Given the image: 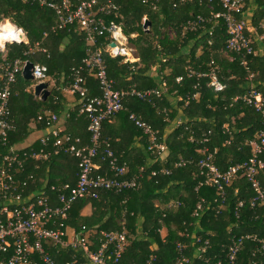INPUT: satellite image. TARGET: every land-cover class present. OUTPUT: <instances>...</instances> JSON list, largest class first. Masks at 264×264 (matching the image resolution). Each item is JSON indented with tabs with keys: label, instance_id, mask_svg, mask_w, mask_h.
Instances as JSON below:
<instances>
[{
	"label": "trees",
	"instance_id": "16d2710c",
	"mask_svg": "<svg viewBox=\"0 0 264 264\" xmlns=\"http://www.w3.org/2000/svg\"><path fill=\"white\" fill-rule=\"evenodd\" d=\"M114 2L118 6L116 15L100 16L106 23L114 20L123 26L129 39L128 47L134 49L138 61L129 63L121 56L112 57L106 51L110 38H99L98 45L103 46L109 77L118 90L156 88L161 89L162 95L153 98V103L138 98L128 99L127 110L120 112L125 121L132 124L127 127L131 135L142 138L144 148L136 153L135 161H127L126 155H121L122 158L115 152L119 162L128 168L126 177H139L138 187L120 193L105 192L98 200L78 201L70 211L66 225L77 233H92L90 241L94 243L91 246L93 249L101 242L102 231H122L124 227L129 248L121 264H146L153 257H156L155 264H177L178 243L186 246L185 255L191 264L225 262L227 246L234 237L257 234L264 239V205L256 208L245 205L240 210V218H236L238 202L254 194L251 185L242 178L226 185L225 198L219 201L222 205L217 203L216 188L199 187L204 180L198 165L203 156L199 149L208 146L214 153L215 163L224 170L249 158L251 150L248 142L256 139L264 127L259 113L242 101H234L237 96L245 94L252 83L257 84L264 94V29L261 27L264 23V0H245L243 8L245 14L247 7L253 3L256 5L255 14L249 22L251 25L246 22L245 27V33L253 39L255 53L251 55L226 48V25L222 19L214 17L215 13L222 11L217 1L212 3L213 9L206 0L189 3H180L179 0ZM199 16L205 20L198 21ZM145 17L150 22L147 29L144 27ZM241 17L239 14L237 19L242 20ZM4 19L22 28L29 43L8 44L5 50L0 49V67L5 69L18 58L41 63L48 67L49 76L59 81L63 79V88L70 87L72 69L83 63L89 50L86 35L79 25L53 31L57 23L55 11L31 0H0V23ZM191 21L197 24L193 27L189 24ZM251 27L259 34L258 38L254 34L256 32L250 30ZM37 43L47 52L36 51L26 56L25 52ZM244 59L248 62L247 66L243 64ZM214 67H218L217 73L226 85L223 92L214 90L210 77L200 76ZM155 68L162 76L160 81L151 76ZM190 70H194L195 74L190 75ZM250 73L254 74L252 80L248 78ZM4 74L5 71L0 70V90L5 81ZM86 77L90 96L100 95L95 77L89 73ZM178 77H183L180 83L177 82ZM164 82L170 87L168 92L162 88ZM34 84L20 73L13 85L10 109L16 129L9 133L7 142L0 133V167L6 164L4 157L15 150L23 161V168L15 166L10 171L16 177L18 188L12 196L21 195L23 200L32 198L34 201L48 197L51 205H57L58 189L66 184L73 187L77 183L78 160L62 152L55 154V139L52 136L45 148L52 152L48 160L30 157L34 151L43 148L39 141L35 146H15L28 137L29 121L37 119L40 111L46 109L60 114L57 98L62 91L55 87L51 96L42 101L34 95L33 89L28 91ZM58 86L61 84L58 83ZM170 97L176 100L177 108L173 109ZM164 106L171 113L163 111ZM75 111L71 117L77 114ZM131 112L153 128L158 141L166 146L164 153L159 155L147 149L149 138L131 122ZM178 116H183L182 122L167 133ZM41 123L45 125L46 121ZM85 140L88 142V137ZM204 140L207 142L203 143ZM181 158L186 165L176 167ZM58 160L66 165L63 176L61 170H54L52 166ZM106 169L103 163L101 172L106 173ZM164 169L170 173H162ZM261 178L264 180V172ZM159 199L161 207H156L154 200ZM202 199L204 203H200ZM178 203L181 205L177 206ZM199 203L201 209H198ZM89 204L92 213L83 216L82 211ZM165 228L168 233L163 238L161 230ZM198 237L202 242H197ZM205 241H209V245L202 252ZM47 248L55 259L62 262L84 259L80 248ZM35 262L43 264L38 258ZM238 264H264V246L247 241L239 254Z\"/></svg>",
	"mask_w": 264,
	"mask_h": 264
},
{
	"label": "built area",
	"instance_id": "2783aa9c",
	"mask_svg": "<svg viewBox=\"0 0 264 264\" xmlns=\"http://www.w3.org/2000/svg\"><path fill=\"white\" fill-rule=\"evenodd\" d=\"M41 6L53 9L57 15V23L53 31L62 30L79 25L81 31L86 35V41L89 45L88 55L83 63L72 69L70 90L75 95H79L78 113L84 115L88 121L87 132L88 142L82 137H72L62 135L59 129H53L52 132L41 138V148L38 152L34 151L30 157L37 160H48L52 152L45 150L48 147L50 137L55 141L53 143V152L55 154L65 153L78 160V180L77 183L70 187L66 184L62 189H58V204L51 205L48 197H42L37 200L28 198L23 200L21 195L12 196L14 191H18L16 177L10 174V171L18 166L23 168V161L18 153L13 150L12 154L4 157L5 166L0 167V264H36L35 258H38L43 264H121V260L129 248V241L126 230L122 231H102L100 233L101 242L95 249L91 248L94 243L90 241L92 233H77L72 229L73 239L68 237L69 227L66 221L69 213L78 201L98 200L105 192L120 193L129 189L138 187L137 178H127L128 168L121 164L112 149L109 141L104 137V124L121 111H126V101L131 98H138L148 103H153V98H159L162 95L161 89L151 88L148 90H139L131 87L127 90H118L115 88L113 79L108 75L107 66L103 57V46L98 45V39L108 36L110 45L107 52L112 57L121 56L125 62L133 63L134 49L128 47L129 39L124 34L121 24L114 20L106 23L105 19L100 16H111L117 13L118 6L114 0H31ZM147 2L148 0H143ZM157 1V0H155ZM195 0H179L180 3L194 2ZM210 3H217L222 7V11L214 14L216 19H222L226 25L228 39L226 48L234 52L251 55L254 52L253 39L245 33L246 22L243 8L245 0H206ZM242 15L238 20L237 16ZM202 16L198 21H204ZM191 26L197 24L196 21L189 22ZM11 27V32L6 33L5 28ZM264 29V23L261 26ZM23 35V38H21ZM48 35V33L46 34ZM3 36V38L1 37ZM0 39L3 44L1 50H5L8 44L29 43L26 32L14 25L9 19H4L0 23ZM115 43V46H111ZM46 53L47 50L42 48L39 43L25 55L34 54L35 52ZM27 62L22 59H16L11 65L4 70V84L0 90V133L5 142H7L9 133L16 129L13 120H11L10 100L13 85L17 81L18 75L23 73ZM33 76L36 82L44 81L48 76V67L41 63H33ZM243 64L247 66L248 62L244 59ZM190 75L195 71L190 70ZM218 67L212 68L205 75L210 77V85L217 92H223L226 85L220 79ZM86 73L91 74L98 81L101 94L90 96L87 87ZM250 80L254 79V74L250 73ZM183 77H178L180 83ZM244 102L248 107L254 109L260 114L264 126V94L252 83L249 90L237 96L234 100ZM129 119L140 128L149 138L148 150L152 153L161 155L166 151V146L158 141V136L153 128L144 122L136 113L131 112ZM39 122L46 121L47 126H55L59 117L55 114L40 115ZM207 141L204 140L203 143ZM229 143V141H226ZM251 153L249 158L235 165L222 170L214 159V153L208 146L200 147L199 151L203 155L198 165L203 176V182L200 186L206 185L218 190L217 203L225 198V186L234 179H245L252 187L254 194L240 200L236 207L235 216L240 218V210L245 205L256 208L264 205V180L261 178L264 172V127L256 139L248 142ZM29 157V156H28ZM27 159V158H25ZM106 164L107 172L102 173V164ZM186 165L184 159L176 163V167ZM162 173L169 174L167 169ZM157 175V172H153ZM198 187V188H199ZM202 199L200 203H204ZM199 203L198 209H201ZM222 205V202H219ZM181 204L178 203L177 206ZM52 226V227H51ZM54 226V227H53ZM71 230V229H70ZM255 241L264 246V239L257 234H245L234 237L232 242L227 246L226 260H219L213 264H238V257L247 241ZM200 243L201 237L197 238ZM209 241L204 242L202 252H205ZM61 246L80 248L84 259L70 261H59L55 259L47 247ZM186 246L182 243L177 244V264H191L185 255ZM59 255V251H56ZM156 257L148 259L146 264H155ZM207 263L209 262L206 260Z\"/></svg>",
	"mask_w": 264,
	"mask_h": 264
},
{
	"label": "crops",
	"instance_id": "0c3cea01",
	"mask_svg": "<svg viewBox=\"0 0 264 264\" xmlns=\"http://www.w3.org/2000/svg\"><path fill=\"white\" fill-rule=\"evenodd\" d=\"M255 10H256V5L255 3H253L248 7L247 10L248 13L245 12L244 15L245 20L249 22V18H250L251 21V17H253V15L255 14ZM250 30L254 31L255 28L251 27ZM258 36L259 34L257 33L256 37L258 38ZM134 59H135L134 62L138 61V58L135 55H134ZM159 75H160L159 70L155 68L151 76L160 81L162 76ZM44 82H47L49 85L48 89L50 91V96L52 89L55 87L57 90L62 91L60 98H57V102H60V107H59L60 114L51 110L44 109L40 111L38 117L40 115L55 114L59 117V121L56 123L55 126H47V124L44 125L43 123L39 122L38 118L37 119L33 118L32 120L29 121L28 124V131H29L28 137L22 140L21 142H18L15 146L18 148L28 147V146L30 147L33 145L35 146L37 141L41 143V138L43 136L45 137L49 135L52 132V130L55 128L59 129L62 135H70L72 137H82L85 140V138L88 137L87 136L88 121L84 115H81L80 113H78V111H75L79 104L78 96L71 92L70 87L63 88L62 86L63 79L59 81L58 78H55L53 76L49 77L48 75L47 78L44 80ZM35 83L37 84L38 82ZM58 83L61 84L60 87L58 86ZM35 85L28 88V91H30L31 89L34 90ZM162 88L164 89V92H168V90L170 89V87H168L166 82L163 83ZM170 100L172 107H174L173 109L177 108L176 100L173 99L172 97H170ZM163 109H164L163 111H167L171 113V110L168 107L164 106ZM74 111L77 112V114L71 117V113H73ZM182 117L183 116H178L177 118L174 119L173 124H171L170 128L167 129V133H170L175 125H178L182 122L183 120ZM131 125L132 124L129 123L128 121H125L123 115L119 113L113 118H111L104 127V137L106 136L105 138L109 141L112 149L120 156L126 155L128 158H126L125 160L127 161H135L136 153L139 152L140 149L144 148L143 143L141 141L142 138L138 136H132L131 130L127 129V127L129 126L130 128ZM224 126L226 127V124ZM52 166L54 170L56 169H58L59 171L61 170V175L62 174L64 175L63 170L66 168L65 167L66 165L63 161L58 160L57 162L52 163ZM89 214H91V210L90 209L88 210V208L86 207L82 211V215L86 216ZM72 233H73L72 230L68 229L69 240L73 239Z\"/></svg>",
	"mask_w": 264,
	"mask_h": 264
},
{
	"label": "water",
	"instance_id": "95a60500",
	"mask_svg": "<svg viewBox=\"0 0 264 264\" xmlns=\"http://www.w3.org/2000/svg\"><path fill=\"white\" fill-rule=\"evenodd\" d=\"M150 24V22H148L146 20L145 22V29H147V26ZM21 38H23V35H21ZM111 46H115V43H112ZM33 67L34 64L32 62H27L24 69H23V77L25 80L27 81H35V78L33 76ZM49 85L47 82H38L35 87H34V94L35 96L38 98H40L42 101H46L48 99V97L50 96V91L48 89Z\"/></svg>",
	"mask_w": 264,
	"mask_h": 264
},
{
	"label": "rangeland",
	"instance_id": "374dc122",
	"mask_svg": "<svg viewBox=\"0 0 264 264\" xmlns=\"http://www.w3.org/2000/svg\"><path fill=\"white\" fill-rule=\"evenodd\" d=\"M248 8V7H247ZM246 8V11L245 12H247L248 13V9ZM146 19H147V17H145L143 20H144V22H146ZM252 21V20H251ZM248 22V21H247ZM249 22H250V18H249ZM248 22V23H249ZM250 25H251V23H249ZM6 29L7 30H9V29H11V27L10 26H7L6 27ZM253 32H256L255 30L253 31ZM172 34H173V32H172ZM255 35L257 34V32L256 33H254ZM50 77V76H49ZM36 82V81H35ZM35 82H33V83H35ZM36 84V83H35ZM34 84V85H35ZM34 91V90H33ZM154 205L156 206V207H161V199H159V200H154ZM87 208H88V210L90 209L91 210V213H92V207H91V205L89 204V205H87L86 206ZM168 232H167V228H165V229H162L161 230V235H162V237L163 238H165L166 237V234H167ZM144 234H146V233H144Z\"/></svg>",
	"mask_w": 264,
	"mask_h": 264
},
{
	"label": "bare ground",
	"instance_id": "6f19581e",
	"mask_svg": "<svg viewBox=\"0 0 264 264\" xmlns=\"http://www.w3.org/2000/svg\"><path fill=\"white\" fill-rule=\"evenodd\" d=\"M5 31H6V33H10L11 32V29H9V30H7L6 28H5ZM2 38H3V36H1ZM3 39H0V45L1 44H3Z\"/></svg>",
	"mask_w": 264,
	"mask_h": 264
},
{
	"label": "clouds",
	"instance_id": "9594fccd",
	"mask_svg": "<svg viewBox=\"0 0 264 264\" xmlns=\"http://www.w3.org/2000/svg\"><path fill=\"white\" fill-rule=\"evenodd\" d=\"M35 82V81H34Z\"/></svg>",
	"mask_w": 264,
	"mask_h": 264
}]
</instances>
